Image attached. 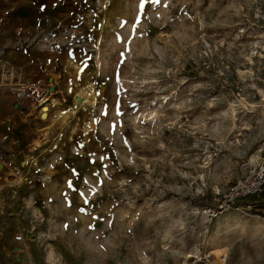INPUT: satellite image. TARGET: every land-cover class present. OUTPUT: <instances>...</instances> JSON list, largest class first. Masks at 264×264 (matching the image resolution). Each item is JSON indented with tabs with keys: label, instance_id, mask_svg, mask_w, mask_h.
Instances as JSON below:
<instances>
[{
	"label": "rangeland",
	"instance_id": "1",
	"mask_svg": "<svg viewBox=\"0 0 264 264\" xmlns=\"http://www.w3.org/2000/svg\"><path fill=\"white\" fill-rule=\"evenodd\" d=\"M263 110L264 0H0V264H264Z\"/></svg>",
	"mask_w": 264,
	"mask_h": 264
},
{
	"label": "built area",
	"instance_id": "2",
	"mask_svg": "<svg viewBox=\"0 0 264 264\" xmlns=\"http://www.w3.org/2000/svg\"><path fill=\"white\" fill-rule=\"evenodd\" d=\"M26 85L17 84L15 85V89H13L17 96L19 97L21 93L26 90ZM33 93V92H32ZM16 96V97H17ZM42 110L39 111V115L42 116ZM44 114V113H43ZM264 190V161L259 160L257 158H251L248 162L246 174L240 179L236 180L232 183L224 196V201L222 205L219 206L218 212H212L210 210L205 211L207 215L211 217L216 216L217 214H221V211H225L228 209L231 204L240 199H244L251 196H256ZM15 241H21V236H15ZM207 264V263H204Z\"/></svg>",
	"mask_w": 264,
	"mask_h": 264
},
{
	"label": "bare ground",
	"instance_id": "3",
	"mask_svg": "<svg viewBox=\"0 0 264 264\" xmlns=\"http://www.w3.org/2000/svg\"><path fill=\"white\" fill-rule=\"evenodd\" d=\"M51 91V90H50ZM48 99V98H47ZM45 97H43V99H41L40 101H38L37 103V107H39L40 110H42L41 114L42 116H40L41 119H46V117L48 116V112H49V104L46 103L47 100ZM74 102L76 106H81V105H92L94 103V100L91 98H86L83 94L81 93H77L74 96ZM52 103H55V105H57L58 103H56V101H52ZM44 113V114H43ZM28 115H32L30 113H28ZM156 116L157 114L154 112H151V116ZM262 116H263V121H264V110L262 111ZM58 127L57 124L48 128L47 132H49L50 134H54L57 131ZM48 264H54V260H52L51 255H48Z\"/></svg>",
	"mask_w": 264,
	"mask_h": 264
},
{
	"label": "snow or ice",
	"instance_id": "4",
	"mask_svg": "<svg viewBox=\"0 0 264 264\" xmlns=\"http://www.w3.org/2000/svg\"><path fill=\"white\" fill-rule=\"evenodd\" d=\"M150 2L152 3V4H154V5H159L160 3H161V0H150ZM165 7H167V4H165L164 5ZM43 10V9H42ZM143 10V3H141V11ZM113 128H115V125H113ZM125 143H127V141H125ZM80 147H84V145H80ZM101 159L103 160V159H105L104 157H101ZM93 163H94V161H93ZM106 167V166H105ZM73 173L74 174H76V175H79V173H76L75 172V169H73ZM93 175H99L98 173H93ZM84 183L85 184H88V181L85 179L84 180ZM101 183H102V181H101ZM69 186L71 187L72 185H71V181H69ZM92 192H93V194H95V189H92ZM80 194V196L82 197V198H84V203H85V205H87L88 203H89V201H88V199L85 197V194L83 193V192H80L79 193ZM71 206V205H70ZM79 211H81V212H84V211H86V209L85 208H80L79 209ZM94 219H95V217H94ZM111 226V225H110ZM65 227H67V225H65ZM89 227H94L93 225H89Z\"/></svg>",
	"mask_w": 264,
	"mask_h": 264
},
{
	"label": "water",
	"instance_id": "5",
	"mask_svg": "<svg viewBox=\"0 0 264 264\" xmlns=\"http://www.w3.org/2000/svg\"><path fill=\"white\" fill-rule=\"evenodd\" d=\"M49 90H51V91H52V88L50 87V88H49Z\"/></svg>",
	"mask_w": 264,
	"mask_h": 264
}]
</instances>
